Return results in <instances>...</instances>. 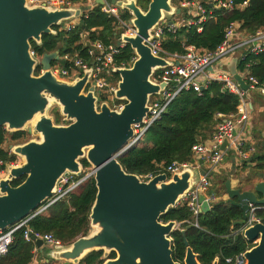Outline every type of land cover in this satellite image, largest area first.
Instances as JSON below:
<instances>
[{"label":"water","instance_id":"obj_1","mask_svg":"<svg viewBox=\"0 0 264 264\" xmlns=\"http://www.w3.org/2000/svg\"><path fill=\"white\" fill-rule=\"evenodd\" d=\"M139 1L111 0L131 14L129 22L136 29L134 36L123 33L118 40L130 45L136 55L132 66L112 70L120 77L115 98L125 103L119 111L107 102L100 103L95 85H89L95 61L83 76L65 81L52 71L53 63L61 59L59 52L38 58L32 55V41L42 45L43 35H56L54 27L80 19L90 6L58 8L31 6L28 0H0V127L9 133L29 129L39 138L10 145L23 162L7 167L0 177V232L38 210L55 194L62 176H81L82 160L96 168L97 195L90 214V233L55 250L33 236L47 264H78L89 253L101 250L117 254L106 264H182L173 258L171 238L180 224L163 223L161 217L186 197L200 172L186 168L171 178L162 173L142 181L140 176L127 173L118 160L131 149L134 127L148 117L151 98L167 87L166 82L153 80L155 73L170 63L153 54L147 44L151 32L166 17L181 15L174 0H142L148 3L147 10ZM96 4L103 5L104 0H96ZM87 47L95 50L90 42ZM228 69L241 88L249 91L250 85L238 73L237 59ZM54 106L69 124L55 122L50 113ZM226 146L227 142L222 149ZM23 178L20 185H13ZM255 182L250 190H243L233 188L231 177L226 179V201L243 214L234 227L247 220L250 204L264 206V170ZM200 202L202 214L208 213L211 204L204 195ZM243 237L250 243L259 240L245 252L246 264H264V223L247 228ZM185 244L183 264H201L187 240ZM212 264H220V258Z\"/></svg>","mask_w":264,"mask_h":264},{"label":"trees","instance_id":"obj_2","mask_svg":"<svg viewBox=\"0 0 264 264\" xmlns=\"http://www.w3.org/2000/svg\"><path fill=\"white\" fill-rule=\"evenodd\" d=\"M83 5L84 0H71ZM233 11L218 10L212 7V3H201L207 13H212V19L208 18L202 23V32H198L197 26L183 27L176 34L166 33L163 48L168 53H185L186 46H195L197 49L214 51L222 43L225 29L231 23L240 24L239 31L244 35H254L264 30V0H233ZM246 4V5H245ZM139 6L147 10L148 4L139 1ZM120 20L129 22L132 18L128 11L119 14ZM56 35H43L42 45L34 41L32 51L42 56L45 53L59 52L61 60L65 56H78L91 64L94 58L89 56L90 49L87 43H97L108 46L118 45L120 36L126 31L116 17H111L102 11L101 5H96L84 12L79 19V24L70 31H61L60 27H54ZM136 59L134 50L130 45L120 48L115 56V64L118 67H130ZM63 61V60H62ZM64 67L69 68V63L63 61ZM247 64H251L247 68ZM58 65L57 62L53 66ZM239 71L247 69L250 75L264 83V53L260 55L249 54L245 61L238 64ZM38 67L36 74L39 75ZM160 72L155 73L153 79H157ZM120 80L119 75L112 73L110 80ZM240 99L237 95L223 88L219 82H212L203 88L200 93L194 90L182 91L170 103L166 111L142 136L139 142L118 158L123 169L129 174L145 176L149 173H158L163 167L171 163L187 162L192 160L193 147L206 140L215 132L217 124L221 121L218 115L230 116L237 112ZM52 115L57 124H69L59 114L58 108L52 110ZM26 132L9 133L5 127H0V159L3 166L0 172L17 160V156L10 154L4 146L7 143L21 142L26 138ZM13 145V144H10ZM250 145H247V148ZM256 165L250 169L246 177L241 174L247 170L248 161H245L238 169L234 177L239 179L241 189L249 186L253 180L261 176L264 170V155L259 152L251 157ZM84 167L89 166L86 160H82ZM25 178L14 182V186L20 185ZM226 179L215 183L208 191L207 197H214L211 210L201 214L197 222L199 228L191 223L194 218L186 205H178L171 208L167 214L161 217L163 223L176 221L180 224L178 230L171 234L173 258L183 264L187 240L190 247L198 255L201 264H212L215 258H220V264H225V259L235 257L249 248L251 243L243 235L232 234L237 229L236 221L242 218V211L222 199L226 194ZM97 195L96 182L91 178L82 184L78 190L66 199L53 205L47 212L35 217L29 223L30 229L37 234H51L65 245H70L81 237L87 236L90 231V214ZM217 200V201H216ZM264 219V212L259 214ZM191 226L185 234L183 229ZM25 229L19 230L14 235V241L6 255L0 256V264H32L35 258L36 244L26 241ZM97 253L89 254L84 263H90L91 258Z\"/></svg>","mask_w":264,"mask_h":264},{"label":"built area","instance_id":"obj_3","mask_svg":"<svg viewBox=\"0 0 264 264\" xmlns=\"http://www.w3.org/2000/svg\"><path fill=\"white\" fill-rule=\"evenodd\" d=\"M31 6L46 5L58 8L81 7L88 5L91 8L98 5L96 0H84L85 4L74 3L71 0H28ZM246 5V4H245ZM102 11L111 17L119 19L121 25L125 28L126 35L134 36L135 28L130 22L120 20L119 7L113 5L109 0H104ZM181 9V15H175L172 18L166 17L161 21L151 32L152 39L147 44L152 49L155 56L166 59L170 66L162 68L157 72L159 76L153 79L157 83L166 82L167 87L162 90L159 98H151V111L148 117L141 125L134 127V138L129 142V148L134 147L146 131L161 118L170 103L182 91L194 90L200 93L203 88L208 87L212 82H219L223 88L237 95L240 99L237 112L230 116L218 115L221 121L217 124L212 140L209 142H201L193 147L192 160L189 162L175 161L170 165L163 167L158 173H149L145 176H140L142 181H149L156 175L165 173L171 178L173 175L182 172L186 168H192L200 172L199 180L195 186L187 193L178 205H186L193 215L194 222L192 226L199 228L197 222L198 217L202 214V204L200 197L204 195L206 200L211 204L215 201L214 197H207L208 191L213 186V176L216 173L217 167L224 161L227 155L233 154L239 159V166L245 161H249L255 154L256 149L250 144H247L246 132L250 122V110L247 103V93L249 91L258 92L264 99V83H261L256 77L247 74L242 76L243 79L250 85L249 91H244L240 84L234 79L228 69V65L235 58L237 64L245 61L247 55H260L264 53V30L258 31L254 35L244 36L240 31V24L231 23L225 29V35L222 43L214 51H206L197 49L195 46H186L185 53H168L163 48L164 36L166 33L176 34L183 27L197 26L198 32H202V23L208 18L212 19V13H207L203 5L198 0H180L178 6ZM212 7L218 10L233 11L235 4L233 0H215ZM90 8V9H91ZM182 17L180 20H175V17ZM70 23L63 22L59 27L61 31H70L75 29L79 24V19L69 20ZM95 47V50L89 52V56L94 58L95 65L91 75L90 84L95 85L96 93L101 102H107L114 110H122L124 107L123 101H118L115 98L118 80H110L112 70L117 65L115 64V56L118 55L120 48L124 44L104 45L101 42L90 43ZM32 55L39 57L34 51ZM62 60L69 63V68L60 67L59 65L52 66L53 74L65 81H73L76 77L83 76L84 72L91 68V64L85 59L76 56H65ZM251 64H247V68ZM156 72V73H157ZM227 142V146L222 149V145ZM247 145H250L247 148ZM10 154H13L11 150ZM202 162V163H200ZM10 165H15L11 163ZM83 165V164H82ZM3 166V161L0 159V167ZM6 170V169H5ZM201 170L205 171V175L201 174ZM4 173L1 171L0 174ZM96 168L82 166V175L76 176L73 174H65L58 182L55 194L46 200V202L38 208L32 215L15 224L14 226L0 232V256L7 254L9 247L14 241V235L17 231L25 229L24 238L26 241H32L33 236L36 239L44 240V246L48 249H57L63 244L51 234L40 235L34 233L29 223L35 217L45 213L53 205L63 201L69 195L75 193L78 188L90 180L95 178ZM177 205V206H178ZM264 212V206L250 204V210L247 220L237 229L234 228L232 234L243 235L245 230L257 224L264 223V219L259 214ZM259 240L251 243V247L255 246ZM250 249V248H249ZM248 249V250H249ZM40 251L37 247L36 253ZM247 251V250H246ZM245 251V252H246ZM245 252L225 259V264H246Z\"/></svg>","mask_w":264,"mask_h":264},{"label":"crops","instance_id":"obj_4","mask_svg":"<svg viewBox=\"0 0 264 264\" xmlns=\"http://www.w3.org/2000/svg\"><path fill=\"white\" fill-rule=\"evenodd\" d=\"M203 1L204 0H201L200 3H202ZM214 1L215 0H205L206 3H213ZM81 7L84 8L89 6L85 5ZM238 73L244 76L247 74V71L245 70L241 72L238 69ZM247 95V103L250 110V122L248 123L245 137L247 139V144H250L252 147H254L256 149V152H259L260 154L264 155V99L258 92L255 91H249ZM212 137L208 138L207 140L205 138V142L211 141ZM255 165V163H252V158H250V160L248 161L247 170L242 173L241 176L246 177L249 174L250 169L253 168ZM239 167V159L233 154L227 155V158L224 159L222 166L218 167V169L216 170L217 176L215 178L213 176L215 183L222 179H227L228 177H231L233 188H240L239 179L234 177V174L237 173ZM255 181L256 180H253L252 183L243 190H250L256 183ZM222 199H227L226 194L223 196ZM32 264H47V259L44 257L41 251H38L35 255Z\"/></svg>","mask_w":264,"mask_h":264},{"label":"rangeland","instance_id":"obj_5","mask_svg":"<svg viewBox=\"0 0 264 264\" xmlns=\"http://www.w3.org/2000/svg\"><path fill=\"white\" fill-rule=\"evenodd\" d=\"M142 1V0H141ZM180 0H174L173 1V5L175 6V5H177L178 6V2H179ZM109 2L111 3V0H109ZM198 2H201V0H198ZM147 3V2H146ZM148 4V3H147ZM119 11H120V13H123V10L122 9H120L119 8ZM182 17H180V16H178V17H175V20H180ZM77 20V19H76ZM66 23H70V21H67ZM133 26V25H132ZM136 30V29H135ZM126 34V33H125ZM130 36V35H129ZM57 63H58V65L60 66V67H63L64 66V64H63V61L60 59L59 61H57ZM154 98H159V96H154ZM55 107H57V106H54L52 109H54ZM51 113V112H50ZM256 115H257V111H256ZM29 127H31V125L29 126ZM26 133H27V135H26V138H25V140H26V142L25 143H27V142H29V141H31V140H39V138L38 137H36V136H34L30 131H29V129L28 130H26L25 131ZM23 143V142H22ZM21 143V144H22ZM10 144H14V143H7V144H5V146H4V148L5 149H9L10 150ZM227 158V157H226ZM23 162V159L21 158V157H19V156H17V160L14 162V164L15 165H19V164H21ZM222 164H223V162L218 166V167H220V166H222ZM9 166H11V165H8L7 167H9ZM7 167H6V169H7ZM218 167H217V169H218ZM5 173H6V170H4V173H2V174H0V177H3L4 175H5ZM217 175H216V173L214 174V178L216 177ZM112 253L113 252H108L107 254H106V252H105V256H110V255H112Z\"/></svg>","mask_w":264,"mask_h":264},{"label":"flooded vegetation","instance_id":"obj_6","mask_svg":"<svg viewBox=\"0 0 264 264\" xmlns=\"http://www.w3.org/2000/svg\"><path fill=\"white\" fill-rule=\"evenodd\" d=\"M22 142L25 143L26 140L23 139L21 142H17V143H15L13 145L21 144ZM95 252L97 253V256L91 258V260H90L91 264H106L107 260L116 259L117 258V254L115 252H113L112 255H110V256H105V251H103V250H101V251H93L91 253H95ZM91 253H89V254H91ZM88 255H86L78 264H85L83 261ZM53 264H57V263H53ZM86 264H88V263H86Z\"/></svg>","mask_w":264,"mask_h":264},{"label":"bare ground","instance_id":"obj_7","mask_svg":"<svg viewBox=\"0 0 264 264\" xmlns=\"http://www.w3.org/2000/svg\"><path fill=\"white\" fill-rule=\"evenodd\" d=\"M84 4V3H83Z\"/></svg>","mask_w":264,"mask_h":264}]
</instances>
